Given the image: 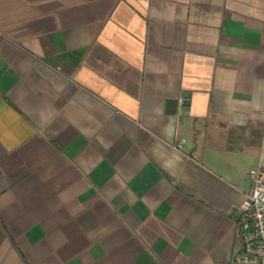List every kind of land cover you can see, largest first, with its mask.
Masks as SVG:
<instances>
[{
	"label": "crops",
	"instance_id": "obj_1",
	"mask_svg": "<svg viewBox=\"0 0 264 264\" xmlns=\"http://www.w3.org/2000/svg\"><path fill=\"white\" fill-rule=\"evenodd\" d=\"M262 165L264 0H0V264H229Z\"/></svg>",
	"mask_w": 264,
	"mask_h": 264
},
{
	"label": "built area",
	"instance_id": "obj_2",
	"mask_svg": "<svg viewBox=\"0 0 264 264\" xmlns=\"http://www.w3.org/2000/svg\"><path fill=\"white\" fill-rule=\"evenodd\" d=\"M175 148L180 150L181 145ZM250 178L237 218L240 248L229 264H264V165L252 170Z\"/></svg>",
	"mask_w": 264,
	"mask_h": 264
},
{
	"label": "water",
	"instance_id": "obj_3",
	"mask_svg": "<svg viewBox=\"0 0 264 264\" xmlns=\"http://www.w3.org/2000/svg\"><path fill=\"white\" fill-rule=\"evenodd\" d=\"M185 99H189V96H186ZM250 185H251V178L250 176H248L246 179H245V182L243 184V189L244 191H248L249 188H250Z\"/></svg>",
	"mask_w": 264,
	"mask_h": 264
}]
</instances>
